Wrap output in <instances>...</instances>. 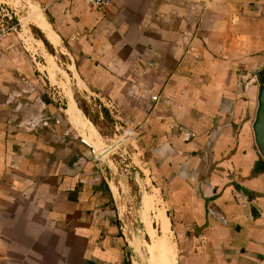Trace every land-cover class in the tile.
<instances>
[{"label":"crops","instance_id":"obj_1","mask_svg":"<svg viewBox=\"0 0 264 264\" xmlns=\"http://www.w3.org/2000/svg\"><path fill=\"white\" fill-rule=\"evenodd\" d=\"M35 1L56 42L38 26L46 39L148 164L180 264H264L250 81L264 65V0ZM44 95L0 25V264H130L110 187Z\"/></svg>","mask_w":264,"mask_h":264},{"label":"rangeland","instance_id":"obj_2","mask_svg":"<svg viewBox=\"0 0 264 264\" xmlns=\"http://www.w3.org/2000/svg\"><path fill=\"white\" fill-rule=\"evenodd\" d=\"M37 16L47 21L44 10L35 0H0L2 31L11 32L29 53L60 117L73 125L69 111L78 108L84 121H93L91 126L96 134L92 143L87 139L88 133L87 138L83 137L73 125L77 134H71L70 147L77 142L91 147L86 157L92 159L114 195L115 210L129 243L130 264H153L149 250L156 240L165 243V248L158 249V254L171 256L174 264H180L171 210L152 178L148 164L139 151L131 149V137L125 129L115 125L99 98L82 85L74 60L63 45H52L46 39L36 23ZM250 81H254L253 85L259 90L255 73ZM165 221L167 231L163 228Z\"/></svg>","mask_w":264,"mask_h":264},{"label":"bare ground","instance_id":"obj_3","mask_svg":"<svg viewBox=\"0 0 264 264\" xmlns=\"http://www.w3.org/2000/svg\"><path fill=\"white\" fill-rule=\"evenodd\" d=\"M37 25L45 32V34L47 35V37L51 41L56 42V40L54 39V37L52 36V34L50 32L49 26L45 23V21L40 19V20H38ZM76 111L77 110L75 108H73L69 111L72 122L74 123V125L79 129V131L85 137H87L86 135L88 133L87 139L90 142H92V139L94 138L92 127L88 124V122L84 121L83 117L79 114L81 112H76ZM167 227H168V223L166 222V224H164L163 228L167 231V229H168ZM165 230L163 231L164 233H165ZM165 235H166V233H165ZM164 238H165V236H164ZM166 239H167V237H166ZM153 244L154 245L149 250L153 264H174V260H173L174 258H171V256H162L161 257L157 252L158 249L163 250L165 248L164 242H162L160 240H158V241L156 240V242Z\"/></svg>","mask_w":264,"mask_h":264},{"label":"water","instance_id":"obj_4","mask_svg":"<svg viewBox=\"0 0 264 264\" xmlns=\"http://www.w3.org/2000/svg\"><path fill=\"white\" fill-rule=\"evenodd\" d=\"M255 76L258 80L259 90H258V110L256 113L255 121L253 123V132H254V138L257 148L261 156L264 158V65H262L255 72ZM89 121L93 123L91 119ZM68 125L74 130L75 134H77V130L75 129V127L69 122Z\"/></svg>","mask_w":264,"mask_h":264},{"label":"built area","instance_id":"obj_5","mask_svg":"<svg viewBox=\"0 0 264 264\" xmlns=\"http://www.w3.org/2000/svg\"><path fill=\"white\" fill-rule=\"evenodd\" d=\"M87 3L94 9H98L101 10L104 7L109 6L112 3V0H86ZM211 213L214 215V213L211 211ZM217 216L220 220H222L223 222H226L224 218Z\"/></svg>","mask_w":264,"mask_h":264},{"label":"trees","instance_id":"obj_6","mask_svg":"<svg viewBox=\"0 0 264 264\" xmlns=\"http://www.w3.org/2000/svg\"><path fill=\"white\" fill-rule=\"evenodd\" d=\"M44 98H45L47 104L54 105V104H53V101H51L49 98H47V96L44 95ZM106 112H107V111H106ZM67 128L69 129V131H70L72 134H75L74 130H73L68 124H67ZM80 143H81V142H80ZM81 144L83 145L84 143H81ZM86 149H87V150H91L90 147H86Z\"/></svg>","mask_w":264,"mask_h":264}]
</instances>
